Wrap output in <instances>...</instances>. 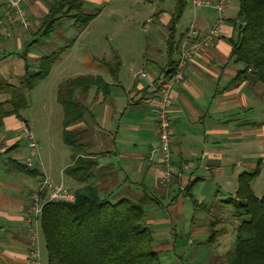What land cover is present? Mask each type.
Masks as SVG:
<instances>
[{"label": "crops", "instance_id": "crops-1", "mask_svg": "<svg viewBox=\"0 0 264 264\" xmlns=\"http://www.w3.org/2000/svg\"><path fill=\"white\" fill-rule=\"evenodd\" d=\"M83 1V12L97 13L75 33L74 41L93 31L101 19L105 21L107 11L127 23L129 13L131 19L142 13L138 7L149 10L142 21L150 23L147 31L151 30V35L144 42L142 56L137 53L131 60L120 48L113 57L105 51L107 62L99 68L105 67L106 75L86 74L100 75L109 83L110 92L104 98L95 87L75 93L87 109L79 121L67 126L78 132L79 141L57 182L75 191L86 184L80 180L86 170L91 172L89 182L97 184L100 195L112 201L136 197L144 185L157 201L146 205V214L152 247L164 264H175L179 259L174 250L177 243L191 249L189 254L185 252L187 259L202 257L204 264H209V259L224 262L233 247L237 218L232 209L223 210L220 200L234 193L238 174L255 169L264 155V83L255 82L250 70L240 74L244 64L231 56L232 42L238 37L239 0H226L220 36L188 61L184 79L171 89L172 176L166 184L159 182L163 166L156 155L151 160L145 157L157 139L158 88L173 71L179 47L189 41L190 25L204 36L220 15L209 6L195 7L190 0L185 1L180 15L175 0ZM52 2L30 0L22 5L30 28L23 29L14 16L0 22V79L8 84H17L26 64L37 68L33 35L39 34L41 20ZM112 3L118 11L111 10ZM4 11L5 0H0V20ZM124 14L127 17H122ZM141 71L145 72L143 77L138 76ZM7 99L0 90V264H30L24 227L30 193L43 177L51 184L58 183L52 182L44 166L34 163L36 153L27 165L36 169V176L13 169L11 159L24 162L30 157L27 136L22 132V125H30L20 112L19 117L3 113L10 108L4 102ZM71 163L76 168L68 172L66 167ZM66 183H76L75 188ZM212 216H219L222 232L209 240ZM193 247L203 249L199 252Z\"/></svg>", "mask_w": 264, "mask_h": 264}, {"label": "trees", "instance_id": "trees-1", "mask_svg": "<svg viewBox=\"0 0 264 264\" xmlns=\"http://www.w3.org/2000/svg\"><path fill=\"white\" fill-rule=\"evenodd\" d=\"M52 1L38 30L45 38L55 34L62 19L71 21V26L80 32L97 13L83 12V0ZM175 1L180 15L186 0ZM236 17L238 37L232 42L231 56L244 64L240 74L250 70L255 82L264 83V0H239ZM73 42L70 39L66 45L41 56L37 68L26 64L16 85L0 79V90L8 95L4 102L10 107L3 113L11 112L19 117V110L28 105L26 93L49 74ZM91 87L103 98L110 92L109 83L100 75H78L58 84V100L63 106V140L71 147L78 146L79 134L67 126L79 121L87 109L75 93L86 92ZM9 162L17 171L37 175L36 169L24 162L13 159ZM73 164L66 167L68 172L76 168ZM261 164L259 159L255 169L242 170L234 193L220 200L222 205L233 209L237 218L235 237L228 258L222 263L209 259L210 264H264V193L255 195L250 184ZM85 172L80 180L86 184L75 189L73 201L48 200L42 205L39 221L47 264H164L151 244L146 205L157 201L146 187L142 185V193L136 197L112 201L100 195V187L89 182L91 172ZM218 219L219 216H212L209 240L222 232Z\"/></svg>", "mask_w": 264, "mask_h": 264}, {"label": "rangeland", "instance_id": "rangeland-1", "mask_svg": "<svg viewBox=\"0 0 264 264\" xmlns=\"http://www.w3.org/2000/svg\"><path fill=\"white\" fill-rule=\"evenodd\" d=\"M138 8L142 13L134 19H131L129 13L127 23L122 22L121 16L118 14L111 15L107 11L105 21L101 19L97 27L92 29L93 31L81 34L62 53L58 61L51 67L49 74L42 81H39L28 94V101H30L28 106L19 111L22 118L30 125L34 140H37L36 155L33 157V161L39 167L44 166L49 171L52 182L61 179V175L65 173L62 171V166L71 160L73 154V148L62 140L63 106L58 100V84L65 79L87 73L105 74V67L99 68L104 65V62H107V54L104 55L105 51L113 57L116 50L120 48L131 60L137 53L142 56L141 51L144 42L146 43L150 37L151 30L143 31L144 27L148 29L150 26V23L142 21L149 10L143 7ZM111 10L118 11L114 3L111 5ZM122 17H127V14ZM76 32L72 26H69L67 19H62L60 25L56 27L55 34L50 38H43L39 34L33 35V39L36 40L32 47L33 53H36L39 58L48 55L57 48L66 45L70 39L74 40L73 37ZM126 50H130V52L126 53ZM111 61V63L115 62L114 59ZM47 180L49 183L51 182L49 178ZM66 184L75 188L76 183L74 185ZM250 184L255 195L261 196L264 193V164L260 166L259 172L251 179ZM222 208L223 210L232 209L230 206L224 205ZM177 245L174 250L176 255L180 257L175 260V264H204L205 259L202 257L187 259L185 252L189 254L191 249L184 248V243H177ZM196 249L201 252L203 248ZM39 250L40 264H47L42 234L39 236Z\"/></svg>", "mask_w": 264, "mask_h": 264}, {"label": "built area", "instance_id": "built-area-1", "mask_svg": "<svg viewBox=\"0 0 264 264\" xmlns=\"http://www.w3.org/2000/svg\"><path fill=\"white\" fill-rule=\"evenodd\" d=\"M195 7L209 6L215 9L220 15L218 21L209 30V32L200 36L196 27L191 24L187 32V43L182 44L178 49V56L175 66L170 75L163 80L158 88L156 98V119H157V139L149 153L145 156L151 160L158 158L159 164H162L163 169L160 174L159 182L166 184L172 176L170 167L171 160V117L170 105L172 102L171 89L181 82L186 73L188 61L196 54L201 52L206 47H210L214 41L220 36V26L223 21V13L226 9V0H190ZM30 0H5V11L0 22L4 18L17 19V22L23 29L30 28L31 21L27 19L26 12L22 5L28 4ZM150 19H147V22ZM147 31V27L143 28ZM145 72L141 71L138 76L143 77ZM22 132L27 136L26 144L30 147V157L24 159L26 165H31V157L36 153V141L32 138L30 128L22 125ZM261 163L264 164V155L260 157ZM240 164V161H236ZM75 199V191L63 186L62 183L51 184L47 177H43L38 181V184L32 188L30 193V201H28L24 214V227L28 237L27 260L30 264H40L39 260V236H40V221L39 214L42 205L48 200H65L73 201Z\"/></svg>", "mask_w": 264, "mask_h": 264}]
</instances>
